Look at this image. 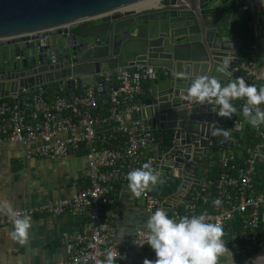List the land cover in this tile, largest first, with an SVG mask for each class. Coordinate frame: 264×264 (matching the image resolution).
Returning a JSON list of instances; mask_svg holds the SVG:
<instances>
[{"label": "water", "instance_id": "95a60500", "mask_svg": "<svg viewBox=\"0 0 264 264\" xmlns=\"http://www.w3.org/2000/svg\"><path fill=\"white\" fill-rule=\"evenodd\" d=\"M248 3L0 0V44L11 47L10 67L0 68V98L17 101L22 91L53 82L69 88L72 75L92 77L99 95L107 83L110 93L115 89L111 72L132 69L146 83L131 119L150 130L172 131V141L157 148L151 160L159 173L157 186L167 167L180 179L159 207L169 214L173 206L183 205L191 183L200 180V158L213 152L209 140L225 118L215 114L216 105L188 100L187 87L196 75L222 84L232 78L242 40L228 39L224 26L234 10L246 9ZM53 30L59 38L51 39ZM225 60L227 76L217 72Z\"/></svg>", "mask_w": 264, "mask_h": 264}, {"label": "built area", "instance_id": "2783aa9c", "mask_svg": "<svg viewBox=\"0 0 264 264\" xmlns=\"http://www.w3.org/2000/svg\"><path fill=\"white\" fill-rule=\"evenodd\" d=\"M225 35H229L228 29ZM256 51L254 43L240 50L231 80L241 77L246 84L255 85L258 76ZM4 62L0 57V68ZM111 74L115 89L108 94L106 115L102 114L96 83L84 84L81 77L75 75L67 77L74 93L48 92L39 85L19 93L17 101L0 98V145L6 142L22 144L25 159H59L79 152H84L87 158L88 183L71 197L0 212V226L12 225L15 214H27L31 219L37 215L54 217L64 213L86 215L78 230L64 234L60 239L62 244L72 246L71 252L63 259L45 264H102L106 252L116 246L110 238L119 217L117 186L128 182L126 174L130 170L140 168L144 163L150 165L159 148L160 137L152 130L132 119L128 122L119 120L120 116H130L140 108L142 77L125 67L116 68ZM243 103L242 99L233 101L240 110ZM260 107L264 110V103ZM241 129L240 122H230L225 127L229 133L227 138L216 135L215 139L209 140V145L218 150V158L213 160V151L200 160L210 155L208 166L216 163L220 173L213 179L200 178L191 183L181 208L173 206L168 215L204 214L208 222L221 225L223 231L237 221L238 228L229 233L231 248L244 260L264 241L261 219L264 193L256 194L252 182L257 160L264 159V124L252 126L256 141L245 147L244 156ZM110 140L117 141L118 145H104ZM142 196L150 215L163 201L152 192H143ZM216 199L220 201L218 205L213 203ZM145 234L146 230H137L131 239L132 246L144 247L145 244H139L144 242ZM116 248L120 254V248ZM118 258L115 257L114 264H119ZM155 258L154 253L151 260Z\"/></svg>", "mask_w": 264, "mask_h": 264}, {"label": "crops", "instance_id": "0c3cea01", "mask_svg": "<svg viewBox=\"0 0 264 264\" xmlns=\"http://www.w3.org/2000/svg\"><path fill=\"white\" fill-rule=\"evenodd\" d=\"M248 1L246 9L233 11L231 19L225 23L224 31L229 30L228 39L238 40L234 37L235 29H231V26L237 24V20L243 16L247 14L250 16L247 25L244 24L242 27V24L238 27H240L239 31L242 28L241 31L245 33L243 29L247 26L251 43L257 47L259 61L256 64L255 59V67L258 71L255 85L259 88L264 87V0ZM52 38H59L55 30L51 33ZM243 46L242 41L239 49L241 50ZM0 47H3L6 55L10 56L11 47L1 45ZM229 80L231 79L226 80L224 84ZM145 83L142 79V91ZM65 87V85L60 87L57 82L46 84V89L50 92L62 90ZM70 93L72 92L67 94ZM108 94L109 87L106 83L105 93L100 94L105 96L103 99L100 98L102 107L107 103ZM119 120L128 122L131 117L122 115ZM241 126L243 127V123ZM22 149V144L17 142H6L0 145V201H7L11 205V210L69 198L78 189L87 185V158L84 152L59 159H25ZM197 174L200 175L198 172ZM156 186H150L143 192H153ZM142 193L139 196L134 195L128 187V182L117 186L119 217L110 242L121 250L119 264H143L145 258L151 260L154 254L147 244L142 248L131 244L134 233L137 230H145L144 223L150 216L145 209ZM180 200L179 197L175 200V204H179ZM2 211L5 210L0 209V212ZM85 220L86 215L82 213H64L54 217L37 215L31 219L29 238L23 245L8 237L7 233L12 230V225L0 226V264H45L65 258L71 252L72 246L62 244L61 237L78 230ZM222 239L226 247L231 250L235 264H251V260L257 255H264V241L249 258L242 260L233 252L231 238L227 231H223Z\"/></svg>", "mask_w": 264, "mask_h": 264}, {"label": "clouds", "instance_id": "9594fccd", "mask_svg": "<svg viewBox=\"0 0 264 264\" xmlns=\"http://www.w3.org/2000/svg\"><path fill=\"white\" fill-rule=\"evenodd\" d=\"M228 61L217 67V72L228 75ZM186 98L198 104L216 105L213 111L217 116L231 118L237 109L233 101H244L241 111L247 122L256 127L264 124V87L246 84L241 77L222 84L215 77L207 75L194 76L186 90ZM213 135L227 138V130L214 128ZM128 187L139 196L145 189L157 184L159 173L153 171L148 163L140 168L130 170L127 174ZM219 204V199L213 201ZM0 209L11 210L7 201H0ZM31 217L27 214L12 216V230L8 237L21 245L27 243ZM146 230L144 242L155 253V260L145 258L143 264H235L230 249L226 247L223 229L219 224L208 222L204 214L191 216H169L162 208L155 209L144 223ZM116 256H120L116 246L105 254L102 264H114ZM100 264V262H98ZM251 264H264V255H257Z\"/></svg>", "mask_w": 264, "mask_h": 264}, {"label": "trees", "instance_id": "16d2710c", "mask_svg": "<svg viewBox=\"0 0 264 264\" xmlns=\"http://www.w3.org/2000/svg\"><path fill=\"white\" fill-rule=\"evenodd\" d=\"M250 16L247 14L246 16H243L242 18H240L239 20H237V24H235L234 26H231V29H235V33H234V37L236 39H242L243 41V47L245 48L246 46H248L249 44H251V37L249 36V31L247 30V26L243 29L245 30L243 33L238 26L242 27L244 26V24L247 25V23L249 22ZM46 88V84L43 85ZM48 91V90H47ZM59 92H66L69 93L70 91L72 93L76 92L75 90H72V88H66L62 89V90H57ZM50 92V91H48ZM99 103L101 102L100 98H104V95H99ZM105 105V103L103 104ZM101 106V103H100ZM106 106L107 103L104 107L101 106V110H102V114L106 115ZM236 107V106H235ZM236 113H234L232 115L231 118H225L222 122H221V126L219 129H223L225 130V127L228 123L233 122V121H237L240 123H243V127L242 130L240 132V141L243 144V149H242V153L243 156L245 155V147L249 146L251 144H253L256 141V138H254L253 136V132L251 129V125L247 122V119L243 116L242 111L237 108ZM103 131L105 134H107V130L106 127H103ZM153 133L155 134V136L160 137V142H159V147H163L165 144H168L172 141V131H164V132H160V131H154L152 130ZM218 138L223 137L222 135H217ZM104 145L108 146V147H115L118 145L117 141L114 140H110L107 142H104ZM213 160L215 161L218 158L219 152L216 149V147L213 150ZM211 159L210 155H206L204 158H202L197 166V172L201 175V178H205V179H213L215 178L219 173H220V168L216 165V163H214L212 166H208L207 162L208 160ZM241 162V160L239 161ZM150 167L152 168V165L150 164ZM255 168H256V172L255 174L252 176V182H253V186H254V191L256 194H263L264 193V159H258L256 164H255ZM180 179L179 177L176 176V174L173 172V170L168 169L163 177L162 183L159 186H156V189L153 190L152 193L156 194L159 196V198L162 200L164 199V197H166L167 195L173 193L178 185H179ZM180 207H178V209H180ZM261 219H263V223H264V213L261 212ZM233 228H238V222L234 221V223H230L228 225L227 228V232L230 233ZM229 229V231H228Z\"/></svg>", "mask_w": 264, "mask_h": 264}, {"label": "rangeland", "instance_id": "374dc122", "mask_svg": "<svg viewBox=\"0 0 264 264\" xmlns=\"http://www.w3.org/2000/svg\"><path fill=\"white\" fill-rule=\"evenodd\" d=\"M4 47H6V46H4ZM0 57L3 59V60H5L7 63H5L2 67H4V68H9L10 67V65H11V63L9 62V60H10V58H11V56L9 57V55H6V53L4 52V50H3V47H0ZM10 55H11V53H10ZM259 61V56L257 55V53H256V64H257V62ZM81 80H82V82L84 83V84H88V83H92L93 82V78L92 77H81Z\"/></svg>", "mask_w": 264, "mask_h": 264}]
</instances>
